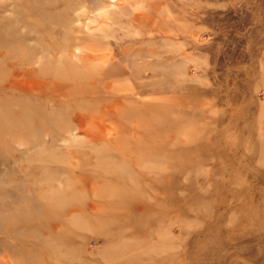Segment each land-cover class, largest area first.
<instances>
[{
    "label": "rangeland",
    "instance_id": "374dc122",
    "mask_svg": "<svg viewBox=\"0 0 264 264\" xmlns=\"http://www.w3.org/2000/svg\"><path fill=\"white\" fill-rule=\"evenodd\" d=\"M0 264H264V0H0Z\"/></svg>",
    "mask_w": 264,
    "mask_h": 264
}]
</instances>
